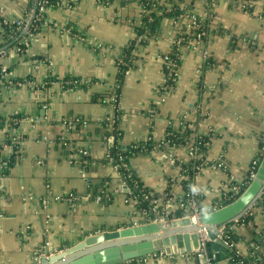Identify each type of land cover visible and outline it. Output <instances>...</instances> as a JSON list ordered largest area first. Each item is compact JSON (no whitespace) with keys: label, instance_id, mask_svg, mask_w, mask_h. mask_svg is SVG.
<instances>
[{"label":"crops","instance_id":"0c3cea01","mask_svg":"<svg viewBox=\"0 0 264 264\" xmlns=\"http://www.w3.org/2000/svg\"><path fill=\"white\" fill-rule=\"evenodd\" d=\"M58 1L46 8L37 30L28 31L31 21L22 24L17 44L0 50V143L12 130L20 140L18 155L0 166V264H61L59 256L87 237L141 222L105 161L115 145L123 151L152 147L130 157L128 167L162 217L181 212L178 202L188 192L202 211L220 209L231 188L248 184L252 162L263 154L264 1L247 11L228 0L210 7L201 0H155L196 16L209 31L195 51L182 50L175 85L161 91L163 57L176 34L173 19L154 26L137 0ZM37 3L0 0V24L24 21ZM179 24L185 31L186 19ZM125 58L129 65L121 74ZM74 80L82 84H66ZM14 119L22 122L12 127ZM170 133L177 135L173 147L165 144ZM197 136L209 144L194 172L184 139ZM79 151L87 153L80 165L74 160ZM219 161L222 168L212 166ZM102 192L109 199L96 202ZM237 220L226 226L239 253L264 257V199ZM219 250L212 257L226 264ZM132 263L198 264L163 252Z\"/></svg>","mask_w":264,"mask_h":264},{"label":"built area","instance_id":"2783aa9c","mask_svg":"<svg viewBox=\"0 0 264 264\" xmlns=\"http://www.w3.org/2000/svg\"><path fill=\"white\" fill-rule=\"evenodd\" d=\"M78 0H69L68 2L71 3H76ZM125 2H131L132 0H124ZM202 3L206 7H210L211 5H214L215 3L219 2L220 0H201ZM229 4L233 5L234 7L241 9V10H252L255 6L256 3L260 0H228ZM264 1V0H262ZM48 1L44 0H38L37 3V12L34 13H29L24 21H19L15 24L16 28L11 30L12 34H16L18 30L20 29L21 26L31 21V25L28 28L33 30H37L39 25L36 24L37 20H42L43 19V13L45 12L47 6H48ZM141 12L146 13V10L144 8V5H139ZM186 19V30L183 31L179 24V20L182 19V17H178L176 19H173L174 21V26L176 27L175 30V38L173 41V50L171 51L170 54L165 55L163 57V63H164V70H165V84L161 86V90L165 89H170L172 88L176 81H177V71L181 62L182 58V50L183 49H190L192 51H195L198 46L206 41L209 36V31L208 29L203 25V23L194 15H186L184 16ZM23 24V25H22ZM9 25L7 22L3 21L0 24V31L1 33H4L3 31V26ZM11 25V24H10ZM10 33V34H11ZM28 33V32H27ZM29 35V33H28ZM187 35L191 37V41H187ZM13 36V35H12ZM1 41V40H0ZM22 45H27L25 42L22 43ZM16 52H22L21 46L16 47ZM207 54H203L204 61L207 59ZM120 65L122 64V61L119 63ZM67 85L73 86V87H78L82 84V82L79 81H67ZM111 115V116H110ZM109 117H106V119L112 124L113 123V116L109 112ZM21 120V119H20ZM19 119H14L12 120V127L14 125H17L18 123L22 122ZM64 124L69 130H72L74 125L71 124L70 121H64ZM177 137H175L174 133H170L168 135V139L165 142L167 146L173 147L174 143L173 140H176ZM203 136H197L193 141L188 142L187 139L185 143L188 144V155L190 160L192 161L191 165L189 166L192 171H199L201 169V165L204 164L202 161V148H207L208 144L207 142H204ZM19 137L15 135V130H12V134H10L7 138L6 141L0 143V166L1 167H6L11 163V158L16 157L18 155V147H19ZM112 148V147H111ZM110 148V149H111ZM135 147H133L134 149ZM109 149V150H110ZM108 153L106 155L105 161L112 166V168L116 171V173L119 175L120 180L124 184L127 192V202H134L137 205L138 211L141 214V222L137 224V226H140L142 224H164L166 222H170L173 220H178V219H188L190 221V224L192 227L196 229L195 233L198 236L199 240V250L197 251L196 255L194 254H189V255H180L181 257H188L190 256L193 258L198 264H213V257L209 258L207 255L206 251V245L207 243L213 241V242H221L222 245L229 250H234L237 255L242 256L236 246V243L232 241L230 238V233H228V228L229 226L222 225L217 227L216 231H213L211 227L205 226L201 223V217L203 215L202 210L198 207L196 200L191 192H188L185 194V202L183 203L182 201L178 202L179 209L181 210V215L177 217L176 215L169 216V217H162L161 215H158L154 204L152 203V200L150 198V195L148 193H144L142 190L139 191L138 194L133 193V190L129 187L128 181L131 179V172L128 167L124 162H122L121 158L119 157L118 160L113 161L112 157ZM262 158L264 157V142L262 144ZM79 156L75 157L74 160L76 159V163L78 162L79 157H86L87 153L85 151H79ZM259 160H254L252 162L251 168H250V173H249V179L252 182L255 179V175L257 172V169L260 165ZM172 162V161H171ZM200 162V166H196L195 163ZM82 163V162H81ZM79 163L78 165H80ZM213 167L216 168H222L224 166L223 161H219L215 164L212 165ZM250 184V183H249ZM249 184H244L248 187ZM133 186L136 188V183H133ZM246 187V188H247ZM241 185L240 186H235L231 188V194L236 195L240 192ZM243 193V192H242ZM241 193V194H242ZM107 198L109 199V196L105 194L104 192L100 193L95 197L96 202H102L104 199ZM68 201H71L74 199L72 195H68L67 198ZM141 201H147L148 204L151 206V210L145 211L144 209H141L139 207ZM235 223L238 222V220H234ZM214 232L215 234V239L211 240L209 237L210 232Z\"/></svg>","mask_w":264,"mask_h":264},{"label":"water","instance_id":"95a60500","mask_svg":"<svg viewBox=\"0 0 264 264\" xmlns=\"http://www.w3.org/2000/svg\"><path fill=\"white\" fill-rule=\"evenodd\" d=\"M3 56L1 54L0 58ZM256 199H264V157L255 179L243 193L232 203L202 215L201 223L216 231L217 227L241 217ZM195 231L186 218L164 224L131 226L87 237L65 251L58 260H62L61 264H129L136 259L161 252L166 255H196L199 240ZM209 237L214 240V232L211 231ZM220 246L222 243L219 241L207 243L208 257L212 258V250Z\"/></svg>","mask_w":264,"mask_h":264},{"label":"trees","instance_id":"16d2710c","mask_svg":"<svg viewBox=\"0 0 264 264\" xmlns=\"http://www.w3.org/2000/svg\"><path fill=\"white\" fill-rule=\"evenodd\" d=\"M44 1H48L49 4L47 7H54V6L59 4L58 0H44ZM66 1L68 2L69 0H66ZM137 2L139 5H141V4L144 5V8L146 10V13H144L145 20H147L148 22H151L150 20H152L153 21L152 24L154 26L157 25L159 23V21L163 18L176 19L178 17L184 18V16H186V15H184L185 13L178 10L176 8L178 6H176L174 4L164 6V5L158 4L155 0H137ZM69 4L72 5L73 3H69ZM41 21L42 20H37L36 24L39 25ZM14 28H16V26H14V25L3 26L4 33L2 35V38L5 39V43L3 45L2 44L0 45V50H2L3 47L11 48L17 44V33L15 35L11 33V30H13ZM131 49H128V52H126V58H127V54H129ZM126 58L124 60H122V64L119 65V71L121 74L126 72L127 66L129 65L128 64L129 60ZM164 72H165V70H164ZM74 81H76V80H74ZM117 113H119L118 109L116 110L115 114H116V116H119V114H117ZM114 121H115V119H114ZM113 135L116 139H119V137H120V133L117 131L116 127H115V131H114ZM175 137H177V135H175ZM203 139H204L203 140L204 142L209 143L208 137H204ZM151 148H152L151 146L150 147L148 146V148L146 147L147 150H150ZM146 149H143L140 145L139 146L136 145L135 148L132 150L123 151V150H120L117 147V145H115L109 150V154L112 157L113 161L118 160V158L120 157L122 162H124L126 165H128V160L130 157L135 156L136 154H138L141 151L146 150ZM205 149L206 148H202L201 152L203 153ZM195 165L200 166V162H196ZM130 172H131V179L128 181V185L133 190V193L138 194L140 190H142L144 193H148V191L143 186V184L139 181V179L134 174V172L131 170H130ZM189 174L191 175L190 171H189ZM246 182L249 184L251 181L248 178V180H246ZM133 183H136V188L133 186ZM246 185L241 184L240 192L236 195L229 193L227 195V197L224 199V201L221 202L220 207H224L225 205L230 204L233 201H235L241 195V193L246 189V187H247ZM139 207L141 209H144L145 211H148V212L151 210V206L148 204L147 201H141ZM202 212H203V215L206 214L205 211H202ZM180 215H181V212L177 213L176 216L179 217ZM227 224H229V223H227ZM229 231L230 230L228 229V233H229ZM230 238L232 239V241H234L233 238L231 237V235H230ZM219 248H220V250H219L220 256H223V259L226 262V264H264V257L256 254L252 250H250L248 252V255L246 257H243L240 255H237L234 250H229L228 248L224 247L223 245L220 246ZM212 260H213V264H216V262L218 261V260L216 261L214 259H212ZM132 262H131V264H134Z\"/></svg>","mask_w":264,"mask_h":264},{"label":"clouds","instance_id":"9594fccd","mask_svg":"<svg viewBox=\"0 0 264 264\" xmlns=\"http://www.w3.org/2000/svg\"><path fill=\"white\" fill-rule=\"evenodd\" d=\"M206 214H207V210H205Z\"/></svg>","mask_w":264,"mask_h":264},{"label":"rangeland","instance_id":"374dc122","mask_svg":"<svg viewBox=\"0 0 264 264\" xmlns=\"http://www.w3.org/2000/svg\"><path fill=\"white\" fill-rule=\"evenodd\" d=\"M165 84V83H164ZM159 89V88H158Z\"/></svg>","mask_w":264,"mask_h":264}]
</instances>
